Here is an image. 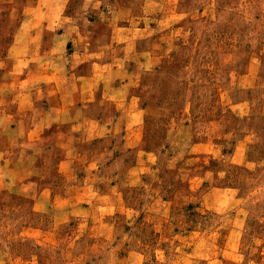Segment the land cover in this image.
Here are the masks:
<instances>
[{
	"label": "rangeland",
	"instance_id": "374dc122",
	"mask_svg": "<svg viewBox=\"0 0 264 264\" xmlns=\"http://www.w3.org/2000/svg\"><path fill=\"white\" fill-rule=\"evenodd\" d=\"M0 264H264V0H0Z\"/></svg>",
	"mask_w": 264,
	"mask_h": 264
},
{
	"label": "crops",
	"instance_id": "0c3cea01",
	"mask_svg": "<svg viewBox=\"0 0 264 264\" xmlns=\"http://www.w3.org/2000/svg\"><path fill=\"white\" fill-rule=\"evenodd\" d=\"M131 32H141L140 29H144V28H139L138 26L136 28H133L132 26L129 28ZM119 36H116L115 38L118 40ZM136 40L137 37L136 36H131V37H127L126 39L123 38H119L118 42L124 44V48H126L127 50H131L133 51V48L135 47L136 44ZM126 56H122L121 54L116 55L115 58L113 59L114 62H112V73L114 75L117 76H123L124 70L122 68V64H123V60H126ZM99 65H104L105 67L108 65V62H101V64ZM115 65H118V67H116ZM130 72H128L129 74ZM101 74V73H99ZM127 74V75H128ZM63 74L59 71H56L54 73V76H62ZM98 73L96 74V72H93L89 78H87L90 83V89H87V87L82 86L79 87L77 90L70 89L67 90V88L63 87V83L62 85L57 82V78H56V86H57V91L56 94H59V104L58 106H53L51 107L52 109H50V121L49 123H46V125H44V127H49L52 126L53 124H57L59 122V119L61 118V113L63 112L64 109H66L67 107L71 106V105H75L77 104V102H79L81 99H87V98H94L93 94H94V90H93V84L95 81V76H97ZM110 75V74H109ZM106 75V76H109ZM126 75V76H127ZM55 81V78L54 80ZM106 89H108V92L106 94V97H108L109 99H113V101L116 104L121 105L123 103V101L127 98V95H129L130 93V81H126L124 84L122 83L120 86H117L116 84H112L110 83L109 85L105 86ZM114 123H116V120L112 121ZM45 124V123H44ZM76 125V124H75ZM104 125H106V123H104L103 119H90L85 127V131L84 134L86 137H95L98 136L99 131ZM76 128H81L80 125H76ZM11 129L13 130L12 126ZM14 130L18 133H25V132H35V129H28L24 124H18L16 126V128H14ZM44 130V129H42ZM37 132H40V129L37 130ZM100 136V135H99ZM124 139L127 137L126 135L123 136Z\"/></svg>",
	"mask_w": 264,
	"mask_h": 264
}]
</instances>
